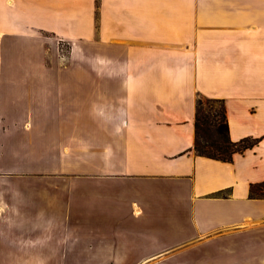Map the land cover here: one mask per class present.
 <instances>
[{"label":"crops","instance_id":"crops-1","mask_svg":"<svg viewBox=\"0 0 264 264\" xmlns=\"http://www.w3.org/2000/svg\"><path fill=\"white\" fill-rule=\"evenodd\" d=\"M262 181L264 0H0V264H264Z\"/></svg>","mask_w":264,"mask_h":264},{"label":"trees","instance_id":"trees-1","mask_svg":"<svg viewBox=\"0 0 264 264\" xmlns=\"http://www.w3.org/2000/svg\"><path fill=\"white\" fill-rule=\"evenodd\" d=\"M195 129L196 153L223 162H233L236 154H244L260 142L252 137L238 142L231 139L226 104L221 99L197 100ZM250 196L264 200V181L251 185Z\"/></svg>","mask_w":264,"mask_h":264},{"label":"rangeland","instance_id":"rangeland-1","mask_svg":"<svg viewBox=\"0 0 264 264\" xmlns=\"http://www.w3.org/2000/svg\"><path fill=\"white\" fill-rule=\"evenodd\" d=\"M69 46L65 43H61V51L63 54H67L69 52ZM20 59V57L18 58Z\"/></svg>","mask_w":264,"mask_h":264}]
</instances>
